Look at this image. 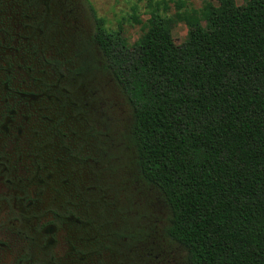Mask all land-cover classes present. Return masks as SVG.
I'll return each mask as SVG.
<instances>
[{
    "label": "trees",
    "instance_id": "16d2710c",
    "mask_svg": "<svg viewBox=\"0 0 264 264\" xmlns=\"http://www.w3.org/2000/svg\"><path fill=\"white\" fill-rule=\"evenodd\" d=\"M242 1L168 14L149 0L137 50L95 16L134 108L140 170L164 194L168 234L190 264H264V0ZM179 21L194 31L175 47Z\"/></svg>",
    "mask_w": 264,
    "mask_h": 264
},
{
    "label": "flooded vegetation",
    "instance_id": "af4514ba",
    "mask_svg": "<svg viewBox=\"0 0 264 264\" xmlns=\"http://www.w3.org/2000/svg\"><path fill=\"white\" fill-rule=\"evenodd\" d=\"M85 10L81 0H0V264H93L83 233L89 221L80 217L90 187L80 173L103 177L95 171L109 160L110 134L102 103L90 119L89 110L88 128L77 126L86 108L74 86L90 66L80 49L93 46L104 59L102 67L120 83L95 16L90 31L77 21ZM131 106L135 163L142 178L159 189L140 170ZM66 119L74 124L65 126ZM112 145L119 148V139ZM162 195L170 209L166 233L184 248L168 234L172 212Z\"/></svg>",
    "mask_w": 264,
    "mask_h": 264
},
{
    "label": "rangeland",
    "instance_id": "374dc122",
    "mask_svg": "<svg viewBox=\"0 0 264 264\" xmlns=\"http://www.w3.org/2000/svg\"><path fill=\"white\" fill-rule=\"evenodd\" d=\"M153 1L166 2L169 6L168 14H172L177 9L185 12L198 10L206 0ZM235 1L240 9L245 7L242 0ZM81 2L86 12L77 21L82 19L86 31L92 29L96 16L103 20L102 27L106 32L119 33L116 39L119 48L121 46L137 50L139 37L148 32L145 25L150 9L149 0ZM189 31L194 30H189L184 21L177 22L172 29L173 45L179 46L187 38ZM59 39L62 40L63 36ZM71 44L72 37L65 47L72 49ZM80 52V58L90 66L74 86L79 92L78 96H82L79 98L82 107L86 108L85 116V111L81 114L84 120H77L80 121L77 126L84 125L83 128H88L89 110L92 114L90 119L94 112L100 110L102 103L103 126L108 128L110 134L109 160L103 162L102 166L99 165L100 168L95 171L98 176L102 174L103 177H90L87 170L80 173L86 182L85 186L90 187L86 196V209L80 215L81 219L89 221V225L84 227L86 233L83 231L88 239L85 242L91 246L85 251L86 258L93 264H188L186 248L179 246L166 233L170 209L162 193L142 178L135 163V147L129 138L133 114L131 104L111 73L102 67L104 59L101 54L91 45L83 48V52L80 49ZM92 91L94 92L90 94ZM84 93L90 96H84ZM67 122L69 125L74 124L72 120L66 119L65 126ZM97 128L91 131L93 137H96ZM117 138L120 141L119 148L112 145L116 144ZM113 156L117 158L110 159ZM94 249L96 251L89 255Z\"/></svg>",
    "mask_w": 264,
    "mask_h": 264
}]
</instances>
